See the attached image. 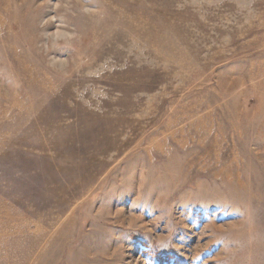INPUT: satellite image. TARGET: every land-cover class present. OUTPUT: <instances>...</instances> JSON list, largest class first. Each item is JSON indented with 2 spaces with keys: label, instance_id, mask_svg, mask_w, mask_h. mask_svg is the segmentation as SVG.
Listing matches in <instances>:
<instances>
[{
  "label": "rangeland",
  "instance_id": "obj_1",
  "mask_svg": "<svg viewBox=\"0 0 264 264\" xmlns=\"http://www.w3.org/2000/svg\"><path fill=\"white\" fill-rule=\"evenodd\" d=\"M0 264H264V0H0Z\"/></svg>",
  "mask_w": 264,
  "mask_h": 264
}]
</instances>
